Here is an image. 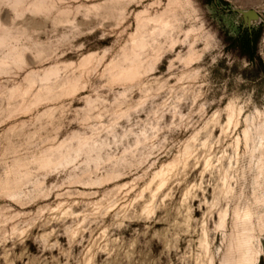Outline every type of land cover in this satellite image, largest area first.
Instances as JSON below:
<instances>
[{
	"label": "clouds",
	"instance_id": "obj_1",
	"mask_svg": "<svg viewBox=\"0 0 264 264\" xmlns=\"http://www.w3.org/2000/svg\"><path fill=\"white\" fill-rule=\"evenodd\" d=\"M172 9L0 0V264H264V94L209 78L264 9L256 62Z\"/></svg>",
	"mask_w": 264,
	"mask_h": 264
},
{
	"label": "rangeland",
	"instance_id": "obj_2",
	"mask_svg": "<svg viewBox=\"0 0 264 264\" xmlns=\"http://www.w3.org/2000/svg\"><path fill=\"white\" fill-rule=\"evenodd\" d=\"M165 2H167V0H165ZM194 3L197 9V14L201 17L203 23L205 24L206 30L216 34L222 39L225 44V52L232 53L233 56L237 58V61L245 58L239 50L238 39L246 33L252 34L258 31L249 32L244 30V24L250 25L252 21L256 20L250 19L246 15L249 11L245 12L244 9H264V0H233L231 7L229 6L227 0H194ZM172 5V10L174 12L178 13L185 11V0H172ZM205 5H211L212 7L205 10ZM237 13L243 18L242 22H235V15ZM234 29L240 31L239 35L235 38L228 35L229 32ZM177 51H179V48ZM256 53L254 54L253 62L259 61ZM207 59L208 58L206 57L205 60L207 61ZM197 66L199 65H193V67ZM261 73H264V61H259L258 64L254 63V66L251 69H242L238 62L229 67L227 60L221 59L213 68L210 69L209 78L217 87H219L225 80L228 81L227 95L221 105L223 106L228 103V100L233 95H246L244 91L247 90L251 92L253 88L256 89L254 99L258 100L259 96L264 94V77L261 76ZM237 75L242 76L246 81H248V83L240 85L239 89H234V77Z\"/></svg>",
	"mask_w": 264,
	"mask_h": 264
},
{
	"label": "trees",
	"instance_id": "obj_3",
	"mask_svg": "<svg viewBox=\"0 0 264 264\" xmlns=\"http://www.w3.org/2000/svg\"><path fill=\"white\" fill-rule=\"evenodd\" d=\"M260 32H254L252 34L246 33L238 39L239 50L250 61H254V54L256 53V45Z\"/></svg>",
	"mask_w": 264,
	"mask_h": 264
},
{
	"label": "water",
	"instance_id": "obj_4",
	"mask_svg": "<svg viewBox=\"0 0 264 264\" xmlns=\"http://www.w3.org/2000/svg\"><path fill=\"white\" fill-rule=\"evenodd\" d=\"M246 15L250 18V19H257L258 16L256 14L255 11H249L248 13H246Z\"/></svg>",
	"mask_w": 264,
	"mask_h": 264
}]
</instances>
